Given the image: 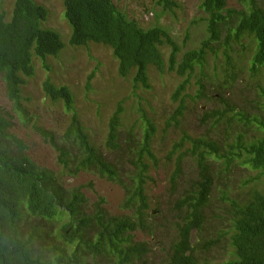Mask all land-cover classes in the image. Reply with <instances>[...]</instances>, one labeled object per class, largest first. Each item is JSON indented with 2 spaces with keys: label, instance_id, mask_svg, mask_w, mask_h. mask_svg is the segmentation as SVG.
<instances>
[{
  "label": "trees",
  "instance_id": "16d2710c",
  "mask_svg": "<svg viewBox=\"0 0 264 264\" xmlns=\"http://www.w3.org/2000/svg\"><path fill=\"white\" fill-rule=\"evenodd\" d=\"M238 1L240 6L231 7L227 0H201L207 37L185 51L168 30L160 25L141 26L113 0H63V4L71 28L69 45L109 46L119 62L120 76L133 73L135 87L151 88L148 70L152 66L164 70L162 47L168 46L169 70L186 77L175 98L186 89L188 76L197 66L203 67L208 57L224 60L226 71L233 69L236 48L244 41H248L245 50L252 51V69L264 65V0ZM155 3L162 12H172L179 5L176 0ZM48 14L47 7L35 0H14L11 13L0 5V75L23 121L27 114L21 106L22 91L35 74L34 58L45 65L48 57L66 47L58 31L44 27ZM43 90L51 101H62L72 112L62 144L41 130L59 151L64 168L72 176L92 171L120 185L125 194L120 207L127 213L111 214L104 207V197L89 208L81 187L67 190L60 186L52 172L27 155L26 145L10 132L11 119L0 107V264H149L153 249L149 241L137 240L135 233L152 238L160 225L151 220L154 211H150L147 191L148 173L158 166L153 150L157 126L143 115L140 126L129 129L121 145L123 109L119 106L109 120L105 154L90 139L75 110L71 89L48 78ZM183 110L180 105L171 119L178 123ZM184 143L189 146L182 151ZM174 151L181 154L172 173L173 186L185 156L194 158L197 177L176 201V236L161 257L162 264H264V140L246 146L239 140L220 153L215 141L185 134L173 145ZM113 154L118 158H112ZM214 155L227 157L229 163L236 158L257 170L263 187L253 189L244 199L229 198L227 222L202 244L224 240L231 247L230 257L199 261L194 234L203 233L204 209L213 186L208 159Z\"/></svg>",
  "mask_w": 264,
  "mask_h": 264
},
{
  "label": "rangeland",
  "instance_id": "374dc122",
  "mask_svg": "<svg viewBox=\"0 0 264 264\" xmlns=\"http://www.w3.org/2000/svg\"><path fill=\"white\" fill-rule=\"evenodd\" d=\"M35 1L45 5L49 11L44 27L58 31L66 47L57 56L48 57L45 65L40 58H34L35 74L27 79L22 91L21 106L26 111V121L19 116L15 103L7 96L5 82L0 75V107L11 119L10 132L24 142L27 155L40 168L55 175L60 186L67 190L81 187L89 208L104 197V207L111 214L120 215L127 213L120 207L125 195L122 187L92 171L70 175L61 163L59 151L42 134L41 130H45L62 144L72 114L62 101L53 102L46 96L43 83L50 78L56 85H66L71 89L75 110L90 139L105 154L108 152L103 143L108 134L109 120L119 106L123 109L121 145L127 131L136 125L139 127L143 115L149 117L157 126L153 150L158 166L148 173L147 191L150 211H154L151 220L160 225L152 238L140 231L135 234L137 240L149 241L153 249L149 254V264H162L161 257L176 236L174 229L179 221L176 201L197 177L194 158L185 156L180 161L181 169L173 186L171 177L181 154L172 152L173 145L187 134L215 141L222 153L239 140L244 146L264 140V65L252 69V51L245 50L248 41H244L236 48L233 69L230 67L226 71L224 60L210 56L203 67L197 66L188 76L186 89L174 98L176 89L186 77L169 70L168 46L162 47L164 70L159 71L154 66L148 70L151 88L135 87L133 73L126 78L120 76L119 62L109 46L95 43L69 45L71 28L64 16L63 0ZM176 1L179 5L174 11L162 12L155 0H113L141 26L160 25L168 30L182 50L196 48L207 37L201 0ZM227 3L231 7L240 6L238 0H227ZM13 4L14 0H0V5L8 13H11ZM180 105H184V110L176 123L171 117ZM188 146L184 143L182 151ZM68 149L73 150L72 147ZM111 157L118 158L116 154ZM208 164L213 186L204 209L203 233L194 234V240L198 241L195 255L199 261H224L231 255V247L224 240L206 246L202 244L205 238L213 237L216 229L227 222L229 214L225 210L228 199H244L253 189L262 188L263 183L257 170L241 164V160L236 158L229 163L227 157L214 155L208 159ZM62 222L66 223L67 217L62 218Z\"/></svg>",
  "mask_w": 264,
  "mask_h": 264
}]
</instances>
